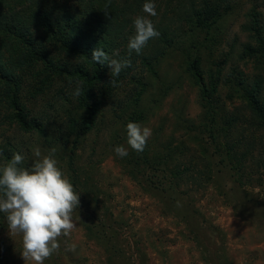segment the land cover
<instances>
[{"label":"rangeland","instance_id":"1","mask_svg":"<svg viewBox=\"0 0 264 264\" xmlns=\"http://www.w3.org/2000/svg\"><path fill=\"white\" fill-rule=\"evenodd\" d=\"M231 6L212 35L215 43L201 52L207 75L214 70L221 74L217 97L226 120L244 113L253 96L264 95V56L245 47H259L250 28L259 20L264 29V0H231ZM185 60L182 51L167 49L155 70L140 65L124 82L114 107L101 111L78 144L74 140L80 127L69 135L73 116L79 115L66 100L71 89L62 94L63 83L57 81L42 90L28 70H14L23 80L18 93L22 114L44 123L49 130L45 140L10 118L17 110L5 93L7 85H0V173L14 153L24 155L25 165H30L35 148L47 154L54 147L59 166L82 195L73 214L76 228L59 238V250L44 264H264V168L258 165L264 164V132H246L257 142L254 158L247 161L251 179L243 176L235 159L233 169L218 175L208 188L169 172L184 168L189 149L203 142L200 88L187 73ZM61 118L68 121L66 140L56 130ZM83 119L80 114L79 121ZM129 121L152 129L141 153L127 145ZM120 145L128 149L127 156L115 153ZM157 178H165L168 192L156 185ZM171 179L181 180L172 184ZM21 249V237L10 235L6 214L0 212V264H25Z\"/></svg>","mask_w":264,"mask_h":264},{"label":"trees","instance_id":"2","mask_svg":"<svg viewBox=\"0 0 264 264\" xmlns=\"http://www.w3.org/2000/svg\"><path fill=\"white\" fill-rule=\"evenodd\" d=\"M145 2L0 0V85H7L5 93L11 96L12 107L17 110V115H10V118L18 120L23 130L34 132L47 140L49 130L44 123L22 114L18 93L21 92L23 80L21 74L16 75L14 70L20 69L24 73L28 70V75L39 83L42 90L60 81L63 83L60 87L62 94L65 88L74 93L79 83L81 95L66 97L70 111L75 110L79 114L73 116L69 132V135L76 133L75 128L80 127L78 139L74 140L78 144L83 135L96 125L101 111L114 107L115 101L119 99V91L134 70L140 65L155 70L156 60L167 49L182 51L188 64L187 73L196 78L194 83L200 88L202 124L199 139L203 142L198 146L203 145L205 149L198 150V146L189 149V162L185 167H177L169 172L174 178L181 175L188 177L192 186L208 188L211 181L216 183L218 175L233 169L235 159L243 170V176L251 179L247 161L254 158L257 142L248 138L246 132H264V95L260 93L253 96L245 105L246 113L242 112L226 120L222 116V107L217 97L221 74L214 70L207 75V71L201 67V52L215 43L212 35L224 14L231 10V0H154L157 16L150 19L160 35L149 40L140 54L132 53L131 67L123 69L118 77L111 78L107 66L96 64L91 59V52L96 47L102 48L109 55L118 52L119 56L115 57L117 59L128 56V38L135 32L134 18L147 15L143 12ZM105 7L109 12L107 17L103 11ZM262 27L261 21L256 20L250 28L259 44L258 48L251 43L245 45L250 54L261 53L264 56ZM191 44L188 54L187 46ZM192 51L195 56H192ZM110 79H115L116 84L110 83ZM241 84L239 81L235 83L240 91ZM163 91L168 92L166 89ZM80 114L84 116L81 121ZM224 121L227 123L224 124ZM67 123V120L61 118V124L56 129L60 130L59 138L64 135L65 140ZM223 132H226L224 140ZM258 165L264 168V164ZM179 180L171 179V183L178 184ZM164 183L165 178L156 179V185L166 193L168 188L163 186ZM81 196L80 193L79 199Z\"/></svg>","mask_w":264,"mask_h":264},{"label":"clouds","instance_id":"3","mask_svg":"<svg viewBox=\"0 0 264 264\" xmlns=\"http://www.w3.org/2000/svg\"><path fill=\"white\" fill-rule=\"evenodd\" d=\"M109 15L107 7L103 9ZM143 12L134 18L135 32L128 38V56H119L118 52L109 55L96 47L91 59L101 66L109 68L111 78L118 77L121 71L132 66L133 52L140 54L149 40L159 37L160 33L150 17L157 16L154 0H146ZM116 84L115 79L109 81ZM82 93L78 83L73 93L78 97ZM127 145L141 153L147 146L152 129L139 122L129 121L126 125ZM56 148L42 154L39 147L33 150L30 165H25V157L14 153L11 160L2 168L0 174V212L6 214L10 235H19L22 239L21 256L25 264H44L60 248V237H68L76 228L74 212L80 204V192H77L69 174L59 166ZM115 153L120 157L128 155L123 145L116 146ZM70 250H75L73 244Z\"/></svg>","mask_w":264,"mask_h":264}]
</instances>
